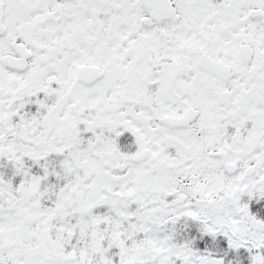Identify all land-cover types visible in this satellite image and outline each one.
I'll list each match as a JSON object with an SVG mask.
<instances>
[{"label":"snow or ice","instance_id":"snow-or-ice-1","mask_svg":"<svg viewBox=\"0 0 264 264\" xmlns=\"http://www.w3.org/2000/svg\"><path fill=\"white\" fill-rule=\"evenodd\" d=\"M0 264H264V0H0Z\"/></svg>","mask_w":264,"mask_h":264}]
</instances>
